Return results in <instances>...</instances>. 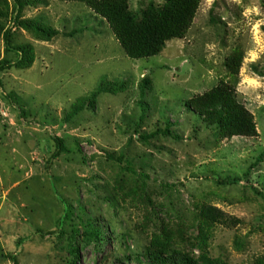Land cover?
Instances as JSON below:
<instances>
[{"label":"rangeland","instance_id":"rangeland-1","mask_svg":"<svg viewBox=\"0 0 264 264\" xmlns=\"http://www.w3.org/2000/svg\"><path fill=\"white\" fill-rule=\"evenodd\" d=\"M24 3L0 0V264H144L166 234L198 261L264 264V0H200L185 37L141 60L83 2ZM127 3L140 19L165 1ZM222 85L253 137L187 106ZM88 221L104 244L74 234Z\"/></svg>","mask_w":264,"mask_h":264},{"label":"trees","instance_id":"trees-1","mask_svg":"<svg viewBox=\"0 0 264 264\" xmlns=\"http://www.w3.org/2000/svg\"><path fill=\"white\" fill-rule=\"evenodd\" d=\"M91 7L98 15L107 20L117 41L126 55L133 60L147 59L160 54L165 44L174 39L185 37L200 0H164L161 9L153 5L148 6L140 19L129 10L127 0H74ZM19 10L24 0H15ZM19 26L33 31L41 39H49L52 34L31 21H19ZM6 46H10V36L5 38ZM18 52L26 56L25 48H18ZM8 63L0 64V72L9 69ZM147 84V82H144ZM144 88V87H143ZM194 108L203 117L204 122L215 125L223 138L253 137L255 125L251 115L237 101L234 88L222 85L213 88L207 94L197 97L187 104ZM82 106L74 108L70 116L80 111ZM60 149L65 150L64 147ZM204 222H220L226 224L225 217L215 209H207L202 214ZM83 231H74L80 234L87 243L104 244L105 238L101 230L92 221L82 223ZM171 235H164L162 242L155 244L151 251H147L144 264H215L211 260H196L189 254L174 251L171 245L175 244ZM75 258L79 257L77 248L71 246ZM139 257L135 260L139 262ZM127 261L130 258H126ZM124 261V260H123Z\"/></svg>","mask_w":264,"mask_h":264}]
</instances>
